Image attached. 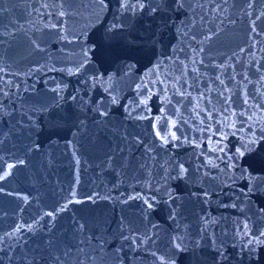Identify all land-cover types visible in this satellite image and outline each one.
<instances>
[{
    "label": "water",
    "instance_id": "obj_1",
    "mask_svg": "<svg viewBox=\"0 0 264 264\" xmlns=\"http://www.w3.org/2000/svg\"><path fill=\"white\" fill-rule=\"evenodd\" d=\"M104 2L101 9L99 0H0V158L25 161L0 182V264H159L153 251L171 264H264V139L226 168L227 156L211 150L220 133L209 144L204 127L215 131L227 119L231 133L235 120L228 156L264 128V108L252 107L264 104L261 1L182 0L176 9L163 0L169 8L155 16ZM82 49L87 66L69 75ZM221 91L231 96L228 111ZM53 111L69 117L62 126L48 119ZM153 124L180 141L167 148L155 141L146 152ZM179 163L189 169L181 178ZM53 210L55 219L45 216ZM18 224L25 231L8 237ZM144 234L152 240L124 239Z\"/></svg>",
    "mask_w": 264,
    "mask_h": 264
},
{
    "label": "snow or ice",
    "instance_id": "obj_2",
    "mask_svg": "<svg viewBox=\"0 0 264 264\" xmlns=\"http://www.w3.org/2000/svg\"><path fill=\"white\" fill-rule=\"evenodd\" d=\"M175 3V7L176 9H182L185 7L184 3L182 2V0H174ZM250 8L253 7L252 4L248 5ZM44 7H48V5H44ZM61 7H63L61 5ZM98 7H100L101 9L108 7V5L104 2V0H99V4ZM145 8H148L149 11L155 16L158 14H162L165 9L169 8V5L164 3L163 0H161L160 3H152V4H145L143 2H141V0H137L136 3H132L131 0H120L119 4H118V11L122 12V13H127V12H131L133 14H135L136 12H143L145 10ZM61 15H63V12H61ZM259 19V17H258ZM255 24V22H253V25ZM253 30L254 27H253ZM115 37H106L105 39L109 42H111V40H113ZM205 39H211L210 36H206ZM35 49L37 51H42L43 49L40 48V45L37 42H33ZM199 51L202 53L204 51L203 48L199 49ZM83 52V60H81V62L76 66V70L73 71L72 69H69V75H80L82 70L86 68V62L88 60V52L84 49H82ZM193 63L195 64L196 61L193 58ZM200 63H203V60L200 61ZM215 67L220 68L221 65H216ZM193 71H197V69L194 67ZM257 71L259 72L260 69L259 67L257 68ZM243 75V74H241ZM93 79H96V75L95 73L93 74ZM234 79V77H233ZM244 79L248 80V76L244 75ZM216 80H219L221 85H224V81L220 79L219 76L216 77ZM259 82H264V75H261L259 77ZM191 87V85H189ZM225 88H227L226 85H224ZM54 93H57V95H59V92L62 91V89H57V88H53L51 90ZM179 95L181 97L184 96L183 91L181 90H177ZM230 91V90H229ZM7 95V94H5ZM219 95L224 99V106H222V110L223 111H228L226 104L228 102L231 101V96L228 97H224L223 95V91H221L219 93ZM257 95L259 96H264V91H260V89H257ZM247 97V93H245V99L243 101L244 105H248V99ZM61 99H64V97H60ZM71 99L73 101H76L77 97L76 95H73L71 97ZM112 102L115 103L116 102V97H112ZM141 104H144V101H140ZM209 103H211V101L209 100ZM57 107H59V105H57ZM252 107H261L264 108V104H259V105H252ZM96 113L98 115V117H105L106 116V110H101L100 108H97ZM244 111H247V108H245ZM129 116H131V112L128 113ZM230 115L232 117H237V113L235 111H232L230 113ZM240 117L244 116V112L239 113ZM69 117L67 115L60 117L58 116L55 111H53L52 113L49 114L48 119L53 123V125L55 127H60L62 126L63 123H65L67 121ZM209 119H212L211 116H209ZM248 119H252L251 116L248 117ZM203 123V122H202ZM217 123L220 125V127H217L215 131H211L210 129V125L205 124L204 127L205 128H209L210 130V136H209V144H211V140L213 137L216 136V133L219 132L220 133V137H219V141L217 142V146L216 148L211 149L212 151H219L220 153H223L224 156H227V160L225 161V167H232L234 168L236 165L234 163V161L239 160L243 157H245L246 154L251 153L254 151V148L256 145H258L262 139H264V128H261L259 130V134L258 135H254L252 138L248 139L246 142L241 141L239 143L238 146H234V150L229 149L228 151H232V155L228 156L227 154V144L224 143V141L226 140V138L229 135H236V132L238 131V129L236 128V123L235 120L232 121L231 127L233 128V131L231 133L224 131L225 128L229 127L228 123H227V119L224 120H220L217 121ZM34 125L30 124V127H32ZM151 127L155 130L157 128V126L155 124L151 125ZM252 125H249V129H252ZM172 128H177V125L175 123L172 124ZM178 130V128H177ZM183 135V134H182ZM181 139L180 136L177 135L176 131L171 130V128L168 130L166 135H163L162 132L160 130H155L154 131V143L153 145H147L145 148L146 152H149L150 149H153L156 145H155V141H159V147H163V148H167V146L169 144L175 143V142H179ZM138 143L143 144L144 141L142 139L137 141ZM188 142V138L187 136H184V143ZM0 143H2V141H0ZM203 143V140H201V143H193L192 147L194 148H199L201 147V144ZM223 145V146H221ZM33 148H35V150H38V147L33 145ZM29 150H32V148H30ZM2 159V164H0V182H4L7 181L8 178L10 176L13 175V170L16 169L17 167L20 166H24L25 165V161L23 158L17 157L15 162H9V160L7 158H0ZM153 159H155L153 157ZM221 159H223V157H221ZM209 163H211V161H209ZM251 167V165H250ZM176 169H178L177 171V178H181L186 176V174L188 173L189 169L185 167V165L183 163H179L176 165ZM241 176H243V170H241ZM249 184L254 186L253 180L250 179L249 180ZM0 191H2V189H0ZM249 191H251V188L249 189ZM4 195H11V193L5 192ZM25 203L28 202V198L25 197H21ZM139 196H132L130 195L127 200H135L138 199ZM91 199V197H90ZM127 200H125L124 202L127 203ZM77 203H79V201H76ZM69 203H72V201L70 200ZM144 205H146L145 211H147L148 209H151L153 207L152 203L148 200L145 199L144 200ZM67 209V205H63L60 208V211H65ZM264 211V210H262ZM55 210L53 211H48L45 213V216L51 217L53 219H55ZM83 225L80 226L81 229H83ZM245 227L247 228V225H245ZM34 225H29L27 228V231L31 232L33 231ZM25 231V229L23 228L22 225H16L13 232L10 233H6V235L8 237H13L16 234ZM121 235H123V232L121 231ZM261 235L264 236V232H261ZM124 239H131L133 243L136 244H144L147 243L148 241L152 240V237L147 236V234H144V236L142 237H137V238H132V237H124ZM179 240V237H175L173 238V247L174 248H180L181 247V243H176V241ZM257 243H260V241L258 240ZM152 256L156 257V259L159 261V264H171V259L169 257H167L166 255H162V256H157L156 252L153 251L151 253ZM57 259H59V257H57Z\"/></svg>",
    "mask_w": 264,
    "mask_h": 264
}]
</instances>
